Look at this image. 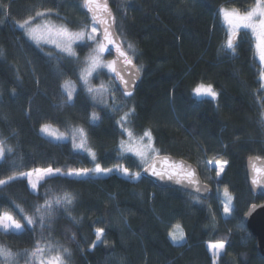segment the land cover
<instances>
[{"label":"trees","instance_id":"1","mask_svg":"<svg viewBox=\"0 0 264 264\" xmlns=\"http://www.w3.org/2000/svg\"><path fill=\"white\" fill-rule=\"evenodd\" d=\"M252 2L110 0L117 31L141 68L139 85L125 96L116 78L102 73L105 89L95 100L84 87L69 100L64 85L79 81L81 59L92 43L76 44L77 55L70 57L54 47L40 48L16 22L44 11L34 23L51 17L72 30L88 28L92 18L82 0H0V141L5 148L0 179L35 168L68 171L94 163L102 168L119 164L130 174L140 173L138 179L117 172L57 175L40 182L37 192L24 177L0 186V212L22 224L26 221L17 205L32 215L46 198L65 193L75 197L71 205H54L43 229L37 223L22 234L0 230V246L23 252L43 237L70 250L66 264H213L207 244L224 240L216 264H264L242 221L252 204L264 200L251 193L246 172L248 158L264 159L263 66L249 35L240 33L234 55L222 47L227 26L219 14L222 7L244 11ZM200 83L211 84L217 97H197L193 89ZM93 112L100 117L95 124L90 122ZM125 113L124 125L134 134L151 131L159 155L196 165L214 195L205 199L162 188L143 175L147 164L120 148L126 133L117 121ZM45 125L66 134L84 129L96 161L76 150L71 140L44 136ZM209 161L227 163L217 176ZM225 187L233 197L230 215L217 196ZM176 226L185 234L181 243L170 236ZM97 228L104 229L100 241ZM25 260L20 256L18 264Z\"/></svg>","mask_w":264,"mask_h":264},{"label":"snow or ice","instance_id":"2","mask_svg":"<svg viewBox=\"0 0 264 264\" xmlns=\"http://www.w3.org/2000/svg\"><path fill=\"white\" fill-rule=\"evenodd\" d=\"M81 7L86 8L89 13L92 14V26L91 32L87 31V26L79 31H72L65 25H54L49 22L44 23H34L35 17H44V11H37L35 17H29L23 21H17V26L24 30L25 35L35 42L38 46L43 43H53L62 52L66 53L70 57H75L77 54L74 50V45L79 41L85 43L91 41L95 44L92 49V53L87 57L89 62L88 68L85 73L81 76L84 81L86 91L92 94L93 100L96 99L95 94L101 89H105V85L101 84L99 89L88 86L89 79L93 72L100 68H107L110 72L115 74V78L124 85L125 91L123 94L125 96H131V91L127 90L130 83L134 81L135 75L141 71V68L133 64L132 58L128 55V52L124 50L120 43L114 40V33L112 31L114 25V17L108 8L107 0H82ZM50 11V10H49ZM219 14L223 19V23L226 27V40L222 47L230 52L231 54L236 53V48L238 46L236 38L240 35L241 30L250 34L251 39L254 42L255 54L258 55L260 64L264 66V0H253L252 4L241 11L238 8H220ZM111 21V22H110ZM2 23V21H0ZM97 24L103 25L102 37L97 39L96 33L98 32ZM109 45H114L115 51L118 54L119 62L121 67H117L118 60H110L106 63L102 59V54L108 51ZM129 49L133 48V45H128ZM131 65L132 70L130 71V78L125 79L121 74L122 71H129L125 66ZM259 78L264 81V67H261L259 71ZM264 88V84L261 85ZM75 90L69 91L67 98L72 99L73 92ZM194 94L197 97H211L215 99L217 97V92L211 84L200 83L193 89ZM115 110V108H113ZM134 112V109L131 110ZM129 113H125L124 116L117 121L121 124L123 131L127 133L128 142H120V148L134 153L140 161L144 164H148L149 158L153 161L159 157V152L153 147L152 144V134L150 130H145L143 135L137 140L134 137L132 130L124 127V122L127 120ZM264 115V113H262ZM100 119V117L93 112L90 117V122L95 124ZM41 131H48V126L45 125L41 128ZM145 137L147 138V143H144ZM57 139H64L63 135L57 136ZM77 138L79 142L77 143ZM73 147L79 151L86 152L91 157L92 161H96V154L92 151L87 144V133L82 128L73 129L72 132ZM11 152V149H7ZM5 157V148L3 142L0 141V159ZM260 157H256V160H260ZM164 164L166 167L161 170H157L156 163L153 162L148 164L144 169L145 171H150L152 176L159 178L160 180H173L175 177L183 176L188 179L189 184H195L196 181L191 179L194 176L192 171H184L183 166L177 163H169L167 158H164ZM219 166V171H217V176L224 171V165L227 161H217ZM251 169L253 173V178L251 180L252 185L264 188V166H258L255 163H251ZM113 172L120 173L124 176H130L132 179H138L140 173L130 174L129 169L122 167L117 164L115 168H102L99 163H94L92 168H81V169H69L67 172H62L60 168H53L51 166L47 168H35L29 172H21L18 175H11L7 180L0 179V186L7 185L10 181L19 179L20 177L27 178L28 184L31 189L36 190L46 177L51 178L57 175L62 176H89V175H106ZM176 182H181L177 180ZM201 189L197 188V192ZM75 197L71 194L65 193L64 195H57L54 198H46L43 205H36L34 208V214L29 215L25 210L17 205L20 212L23 214L22 219L26 221V224H22L20 220L16 219L12 214L7 212H0V230L4 232L12 233H23L27 226H35L37 223L40 224L43 229L45 226L46 219L50 218L53 213V207L60 205H71ZM233 197L229 193L227 187L223 190V212L226 215H230L233 211L232 204ZM179 227V226H177ZM34 230V228H33ZM104 234L103 228H97L95 231L96 240L100 241ZM173 241L179 242L184 239L183 232L181 231L179 236L170 233ZM73 239L75 237L73 236ZM95 247V242L93 243ZM208 247L212 250L213 264H216V258L221 255L225 249V241L220 240L215 243H210ZM66 255L70 256V250L62 245H54L51 241L46 240L41 237L37 239L34 246L31 249H25L23 252H13L12 250L0 246V264H18V258L20 256L26 257L25 264H66Z\"/></svg>","mask_w":264,"mask_h":264},{"label":"water","instance_id":"3","mask_svg":"<svg viewBox=\"0 0 264 264\" xmlns=\"http://www.w3.org/2000/svg\"><path fill=\"white\" fill-rule=\"evenodd\" d=\"M107 4H108V8L110 9V11L112 13V17H114V25L112 28V31L114 33L113 38H114V40H116L118 43L121 44V46L124 48L125 51H127V49L124 46V43L122 42V39H121V37L117 31L116 14H115L113 7L110 3V0H107ZM83 9L85 10V12H87L92 17V14L89 13L86 8H83ZM97 25L100 29V35L102 37V30H103L104 26L99 25V24H97ZM239 38H240V35L236 38V40L238 41ZM108 48H109V53L113 56V59L118 60L117 67L120 68L121 63L119 62L118 54L115 51L114 45H109ZM128 55L132 58L133 64L135 66L139 67L138 64L136 63L135 59L129 53H128ZM125 67H127L129 69V71H122L121 74L125 77V79H129L130 78V71L132 70V66L128 65ZM140 79H141V71L135 75L134 81L129 84L127 90L131 91V93L134 92L139 85ZM116 80H117L119 86L121 87V89L123 91H125L124 85L121 84L118 79H116ZM164 158H167L169 163H177V164L182 165L185 172L186 171H192L194 173V176L191 177V179H194L196 181V183L195 184H189L188 179L184 178L183 176L175 177L173 180H167V179L160 180L159 178L152 176L150 171L144 170L148 166V164H151L153 162L156 163L157 170L158 171L161 170L162 168L166 167L164 162H163ZM251 163H255L258 166H264V159L256 160V156H252V157L248 158L246 161V172H247V178H248V184H249L250 191L254 195V197H263L264 198V188L254 186L251 183V180L253 178ZM148 164L143 168L142 174L147 176L151 180H153L158 186H160L162 188L181 189V190H184L186 192L193 193V194H195L199 197L205 198V199L211 198L215 193V190L212 187V185L204 182L198 167L196 165L186 161L185 159H182L180 157H176L173 155L163 154V155H159V157H157V159L155 161H153L151 159ZM177 180H180L181 182L178 183V182H176ZM197 188H200L201 190L199 192H197ZM242 221H243V224L247 227V229L250 231V233L252 234V236L255 239V247H256V252H257L258 256L261 258H264V200L259 202V203L252 204L249 207V209L247 210V212L244 214V216L242 217Z\"/></svg>","mask_w":264,"mask_h":264},{"label":"rangeland","instance_id":"4","mask_svg":"<svg viewBox=\"0 0 264 264\" xmlns=\"http://www.w3.org/2000/svg\"><path fill=\"white\" fill-rule=\"evenodd\" d=\"M221 16V15H220ZM222 18V17H221ZM223 20V19H222ZM44 22H49V23H51V24H54V25H65V24H63L62 23V21H58V20H56L55 18H51V17H47V18H44V19H42V20H40L39 22H36V23H44ZM116 25H117V19H116ZM65 26H67V25H65ZM91 26H92V19H91V21L89 22V26H88V28H87V31L88 32H91ZM97 27H98V25H96ZM68 27V26H67ZM69 28V27H68ZM70 30H72L71 28H69ZM72 31H79V30H72ZM241 34H243V35H249L250 36V34L249 33H247V32H245L244 30H241ZM96 35H97V39L99 40V39H101V35H100V29H99V27H98V32L96 33ZM123 43H124V41H122ZM35 43V42H34ZM86 43H92L91 45H90V48L88 49V52H87V54L84 56V57H82V59H81V64H80V74H79V81L78 82H74V81H72V80H68V81H66V83H65V85H64V89H65V91H66V93L68 94V92L69 91H72L73 89L75 90L74 92H73V95H74V93L77 91V89L79 88V87H84L85 89H86V87H85V84H84V81L81 79V76L85 73V70L88 68V66H89V62H88V60H87V57L92 53V49L95 47V44L93 43V42H91V41H87ZM36 44V43H35ZM76 44H84V43H82V42H77ZM75 44V45H76ZM37 45V44H36ZM74 45V46H75ZM73 46V47H74ZM125 46V45H124ZM40 48H43V49H46V48H57L56 46H55V44H53V43H43L41 46H39ZM126 47V46H125ZM57 49H59V48H57ZM126 49H127V47H126ZM60 50V49H59ZM127 51H128V49H127ZM128 53L133 57V55L128 51ZM102 59H103V61L106 63L107 61H110V60H114L113 59V56L109 53V50L108 51H105V53H103L102 54ZM264 67V66H263ZM102 73H104L105 75H108V76H110V79L111 78H115V75H114V73H112V72H110L107 68H100V69H97L95 72H93L92 74H91V76L90 77H88V79H89V85L88 86H90V87H93V88H100V85L101 84H103V77H102ZM101 77V78H100ZM93 82H94V84H93ZM263 83H264V81H263ZM96 84V85H95ZM96 88V89H97ZM97 94V93H96ZM96 96V95H95ZM127 121V120H126ZM125 121V122H126ZM125 122H124V124H125ZM48 126V131L47 132H45V131H41V133L44 135V136H46V137H49V138H51V139H53V140H55V141H65V140H71L72 141V143H73V140H72V132H73V129H76V128H72L71 130H70V133L69 134H66V133H63V132H61L58 128H56V127H54V126H52V125H47ZM124 127H127V124H126V126L124 125ZM127 128H129V127H127ZM134 134V133H133ZM60 135H63L64 136V139H57L56 137L57 136H60ZM143 135V134H142ZM142 135H136V134H134V137L137 139V140H139V138L142 136ZM126 143L128 142V136H127V133H126V139L124 140ZM79 142V139L77 138V143ZM144 143L146 144L147 143V138L145 137V139H144ZM152 144H153V147H154V141H153V139H152ZM76 149V148H75ZM77 150V149H76ZM123 150V149H122ZM79 151V150H78ZM123 152H125V153H130V154H134V153H132V152H127V151H125V150H123ZM1 160V159H0ZM150 160H151V158H149V161H148V163L150 162ZM217 161H209L208 162V166L210 167V168H215L217 171H219V166L217 165V163H216ZM221 162H223V161H221ZM225 167H226V164L224 165V169H225ZM31 171V170H30ZM26 172H29V171H26ZM62 172H67V171H63L62 170ZM222 173V172H221ZM220 173V174H221ZM106 175H108V174H106ZM106 175H103V174H101V175H95V176H106ZM90 176V175H89ZM70 177H77V176H70ZM80 177H87V176H80ZM25 178V177H24ZM46 178H48V177H46ZM45 178V179H46ZM27 179V178H26ZM5 180H7V179H5ZM42 182V181H41ZM30 186V185H29ZM30 189H31V186H30ZM33 192H37V190H38V188L36 189V190H33V189H31ZM217 196H218V198H220V201H221V205L223 206V203H222V200H223V191H221V192H217ZM183 232V236H184V239H185V234H184V231L182 230V228L181 227H174V229L171 231V233H173V234H175V235H177V236H179V234H180V232ZM171 239H172V237H171ZM184 239L182 240V241H179V242H175V241H173V242H175V243H181V242H183L184 241ZM173 240V239H172ZM210 243H208L207 245H209ZM209 248V247H208ZM209 250H210V252L212 253V250L209 248ZM218 258V257H217ZM217 258H216V260H217Z\"/></svg>","mask_w":264,"mask_h":264}]
</instances>
